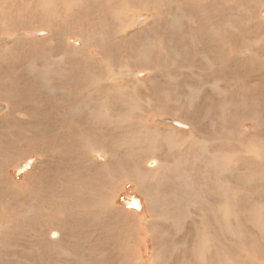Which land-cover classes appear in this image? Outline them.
I'll list each match as a JSON object with an SVG mask.
<instances>
[{
  "label": "rangeland",
  "instance_id": "1",
  "mask_svg": "<svg viewBox=\"0 0 264 264\" xmlns=\"http://www.w3.org/2000/svg\"><path fill=\"white\" fill-rule=\"evenodd\" d=\"M1 1L0 264H248L252 254V264H264V0ZM29 17L28 40L23 31ZM106 84L122 93L107 92ZM26 111L35 117L31 129L21 122ZM55 127L50 140L47 132ZM94 142L108 149L94 152L89 149ZM50 150L55 154L48 156ZM38 163L44 169H36ZM108 178L110 189L102 183ZM67 179L87 184L82 198L70 203L74 212L51 208L50 218L38 215L41 184L47 181L54 189ZM98 201L113 214L100 215ZM83 206L92 213L80 214ZM17 231L26 236L18 247Z\"/></svg>",
  "mask_w": 264,
  "mask_h": 264
},
{
  "label": "bare ground",
  "instance_id": "2",
  "mask_svg": "<svg viewBox=\"0 0 264 264\" xmlns=\"http://www.w3.org/2000/svg\"><path fill=\"white\" fill-rule=\"evenodd\" d=\"M3 1V0H2ZM2 1H1V3H2ZM163 1V0H162ZM10 2V1H9ZM22 2V1H21ZM21 2H19V3H21ZM23 2H24V0H23ZM34 2V1H33ZM52 2V1H51ZM101 2V1H100ZM15 3H17V1L15 2ZM31 3V2H30ZM30 3H28V9H26V11L28 10V15L27 16H32V8L29 10V7H30ZM99 3V2H98ZM102 3V2H101ZM105 3V2H104ZM103 3V4H104ZM107 3V2H106ZM153 3V2H152ZM3 4V3H2ZM10 4V3H9ZM23 4V3H22ZM47 4V3H46ZM12 5V4H11ZM97 5V4H96ZM14 6V5H13ZM104 6H107L106 4L104 5ZM20 7V6H19ZM24 7V6H23ZM69 7V6H68ZM101 7V6H100ZM25 8V7H24ZM98 8V7H97ZM210 8V7H209ZM19 9H21V8H19ZM59 9V8H58ZM210 10V9H209ZM19 11V10H18ZM24 11V10H23ZM207 12V11H206ZM22 13V12H21ZM26 14V13H25ZM99 14V13H98ZM100 15V14H99ZM134 15V14H133ZM95 16H97V15H94V17ZM103 16H106V15H103ZM102 16V17H103ZM30 17H29V23H30V25H29V23H28V21H27V25H26V32H24L23 31V33H24V35H25V39H28L29 38V36L30 35H32L31 33H32V26H31V23H32V21H31V19H30ZM108 17V16H107ZM140 17V16H139ZM26 18V17H25ZM32 18V17H31ZM57 18V17H56ZM82 18H84V17H82ZM96 18H98V16L96 17ZM6 19H7V17H6ZM17 19V18H16ZM102 19V18H101ZM104 19V18H103ZM111 19V18H110ZM110 19H108V20H110ZM140 19V18H139ZM264 19V18H263ZM27 19H25V21H26ZM117 20V19H116ZM121 20V19H120ZM131 20L133 21V23L135 24V23H137V20H138V18L137 17H133L132 16V18H131ZM130 20V21H131ZM52 21V20H51ZM100 21H102V20H100ZM34 22V21H33ZM187 22H188V20H187ZM113 23V22H112ZM17 24H18V22H17ZM53 25V24H52ZM7 27V26H6ZM19 27V26H18ZM84 27V26H83ZM219 27V26H218ZM8 28V27H7ZM260 29V28H259ZM11 30H12V28H11ZM130 30V29H129ZM41 31V30H40ZM63 31V30H62ZM66 31V30H65ZM65 31H63V32H65ZM128 31V30H127ZM213 31H214V29H213ZM18 32V31H17ZM38 32V31H37ZM45 32V31H44ZM125 32V31H124ZM129 32V31H128ZM15 33H16V31H15ZM66 33V32H65ZM213 33V32H212ZM16 34H18V33H16ZM78 34H79V32H78ZM77 34V35H78ZM207 34V33H206ZM214 34V33H213ZM15 35V34H14ZM210 35H211V33H210ZM215 35V34H214ZM5 35H3V37H4ZM22 36V35H21ZM82 36H83V34H82ZM218 37V36H217ZM118 38V37H117ZM7 39V38H6ZM125 39V38H124ZM16 40H18V39H16ZM22 40H23V38H22ZM29 40V39H28ZM54 40V39H53ZM7 41H9V40H7ZM14 41V40H13ZM19 41H20V39H19ZM24 41V40H23ZM27 41V40H26ZM125 41V40H124ZM14 42H16V41H14ZM22 42V41H21ZM117 42V41H116ZM121 42V41H120ZM126 42V41H125ZM239 42V41H238ZM8 43V42H7ZM13 43V42H12ZM17 43V42H16ZM118 43H119V41H118ZM117 43V44H118ZM124 43V42H123ZM137 43V42H136ZM15 44V43H14ZM97 44V43H96ZM95 44V45H96ZM160 44V43H159ZM11 45V44H10ZM10 45H8V47L10 46ZM16 45V44H15ZM98 45V44H97ZM127 45V44H126ZM164 45V44H163ZM241 45V44H240ZM247 45V44H246ZM12 47H15V46H13V45H11ZM10 46V47H11ZM21 46V45H20ZM78 46V45H77ZM86 46V45H85ZM130 46H132V44L130 45ZM32 47V46H31ZM80 47V46H79ZM119 47V46H118ZM123 47H124V45H123ZM126 47H128L129 48V46H126ZM126 47H124V48H126ZM16 48H17V45H16ZM63 48V47H62ZM73 48H74V46H73ZM101 48V47H100ZM103 48V47H102ZM106 48V47H105ZM104 48V49H105ZM123 48V49H124ZM154 48V47H153ZM167 48V47H166ZM239 48V47H238ZM15 49V48H14ZM49 49V48H48ZM76 49V48H75ZM80 49V48H79ZM88 49V48H87ZM97 49H99V48H97ZM107 49V48H106ZM113 49V48H112ZM118 49V48H117ZM244 49V48H243ZM11 50H12V48H11ZM31 50H34V49H31ZM53 50V49H52ZM82 50H83V48H82ZM82 50H80V51H82ZM99 50H101V49H99ZM98 50V51H99ZM128 50V49H127ZM145 50V49H144ZM189 50V49H188ZM9 51V50H8ZM29 51V50H28ZM79 51V50H78ZM130 51V50H129ZM155 51V50H154ZM240 51V50H239ZM15 52V51H14ZM105 52V50H101V53L103 54ZM114 52V51H113ZM120 52V51H119ZM121 52H122V49H121ZM125 52V51H124ZM247 52V51H246ZM30 53V52H29ZM47 53V52H46ZM46 53H45V55H46ZM98 53V52H97ZM100 53V54H101ZM107 53V52H106ZM123 53V52H122ZM121 53V54H122ZM130 53V52H129ZM142 53H145V51H143ZM167 53V52H166ZM6 54V53H5ZM12 54V53H11ZM17 54V53H16ZM24 54V53H23ZM33 54V53H32ZM80 54V53H79ZM82 54V53H81ZM111 54V53H110ZM118 54H120V53H118ZM128 53H126V55H127ZM131 54V53H130ZM133 54V53H132ZM196 54V53H195ZM26 55V54H25ZM48 55V54H47ZM83 55V54H82ZM81 55V56H82ZM99 55V54H98ZM112 55V54H111ZM115 55V54H114ZM134 55V54H133ZM160 55V54H159ZM171 55V54H170ZM203 55V54H202ZM12 56V55H11ZM34 56V55H33ZM97 56V55H96ZM121 56V55H120ZM122 56H123V54H122ZM130 56V55H129ZM156 56H158V54L156 55ZM161 56V55H160ZM201 56V55H200ZM145 57V56H144ZM151 57H152V55H151ZM119 58V57H118ZM130 58H131V56H130ZM160 58H162V57H160ZM100 59H103L102 57H100ZM104 59H105V57H104ZM103 59V60H104ZM129 59V58H128ZM128 59H126V60H128ZM134 59V58H133ZM61 60H63V59H61ZM70 60H72V59H70ZM87 60V59H86ZM94 60V59H93ZM115 60V59H114ZM123 60V59H122ZM131 60V59H130ZM143 60V59H142ZM145 60V59H144ZM153 60V59H152ZM159 60V59H158ZM164 60V59H163ZM28 61V60H27ZM95 61H98V60H96L95 59ZM107 61V60H106ZM133 61V60H132ZM146 61V60H145ZM170 61V60H169ZM9 62V61H8ZM30 62H32V61H30ZM63 62V61H62ZM76 62V61H75ZM88 62V61H87ZM90 62V61H89ZM99 62V61H98ZM128 62V61H127ZM155 62V61H154ZM161 62V61H160ZM159 62V63H160ZM29 63V62H28ZM63 63H65V62H63ZM68 63V62H67ZM122 63V62H121ZM129 63V62H128ZM141 63V62H140ZM149 63V62H148ZM152 63V62H151ZM88 64H90V63H88ZM91 64H93V63H91ZM98 64V63H97ZM135 64H136V62H135ZM135 64H133V65H135ZM154 64V63H153ZM172 64V63H171ZM83 65V64H82ZM99 65V64H98ZM140 65V64H139ZM109 66V65H108ZM118 66V65H117ZM116 66V68H118ZM121 66H123V65H121ZM127 66V65H126ZM137 66V65H136ZM157 66V65H156ZM163 66V65H162ZM109 67H111V66H109ZM115 67V66H114ZM146 67V66H145ZM149 67H151L150 65H149ZM160 67V66H159ZM121 68V67H120ZM123 68V67H122ZM129 68V67H128ZM131 68V67H130ZM166 68H168V67H166ZM165 68V69H166ZM30 69V68H29ZM78 69V68H77ZM88 69V68H87ZM113 69V68H112ZM111 69V70H112ZM135 69V68H134ZM145 69V68H144ZM147 69V68H146ZM151 69V68H150ZM160 69V68H159ZM27 70V69H26ZM100 70V69H99ZM119 70V69H118ZM143 70V69H142ZM148 70V69H147ZM161 70V69H160ZM88 71V70H87ZM129 71V70H128ZM127 71V72H128ZM137 71V70H136ZM138 71H139V69H138ZM167 71V70H166ZM101 72V71H100ZM29 73H31V72H29ZM48 73V72H47ZM46 73V74H47ZM80 73V72H79ZM91 73V72H90ZM132 73V72H131ZM172 73V72H171ZM34 74V73H33ZM86 74V73H85ZM138 74V73H137ZM20 75V74H19ZM99 75V74H98ZM128 75V74H127ZM32 76V75H31ZM36 76V75H35ZM98 77V76H97ZM103 77V76H102ZM115 77H118V75H116ZM123 78H125V77H123ZM137 78V77H136ZM99 79V78H98ZM102 79V78H101ZM129 79H131V78H129ZM134 79V78H133ZM142 79V78H141ZM137 80V79H136ZM101 81V80H100ZM103 81V80H102ZM96 82V81H95ZM94 83V82H93ZM133 83V82H132ZM47 84V83H46ZM111 84V83H110ZM114 85V84H113ZM113 85H109V84H106V85H104L103 86V88H105L106 90H107V92H110V90H114L115 89V86H113ZM122 85V84H121ZM124 85V84H123ZM33 86V85H32ZM126 87V86H125ZM95 88L96 89H100L98 86H95ZM117 89H115V90H117L119 93H122V89L121 88H119V87H116ZM46 89H48V88H46ZM57 89V88H56ZM55 89V90H56ZM39 90V89H38ZM43 90V89H42ZM53 90V89H52ZM54 90V91H55ZM92 90V89H91ZM127 90V89H126ZM135 90V89H134ZM44 91V90H43ZM47 91V90H46ZM133 91V90H132ZM196 91H197V89H196ZM39 92V91H38ZM53 92V91H52ZM51 92V93H52ZM86 92V91H85ZM125 92V91H124ZM45 93V92H44ZM56 93V92H55ZM55 93H53V94H55ZM59 93V92H58ZM105 93V92H104ZM42 94V93H41ZM67 94V93H66ZM126 95H127V92L125 93ZM56 95V94H55ZM59 95V94H58ZM62 95V94H61ZM109 95V94H108ZM26 96V95H25ZM49 96V95H48ZM52 96V95H51ZM50 96V97H51ZM60 96V95H59ZM28 97V96H27ZM30 97H32L31 95H30ZM42 97H44V96H42ZM46 97V96H45ZM55 98V97H54ZM54 98H52V99H54ZM96 98V97H95ZM115 98H116V96H115ZM52 99H50V101L52 100ZM62 99V98H61ZM60 99V100H61ZM260 99H262V98H260ZM49 99H46V101H48ZM59 100V99H58ZM66 100V99H65ZM13 101V100H12ZM22 101V100H21ZM29 101V100H28ZM7 102V101H6ZM14 102V101H13ZM16 102H17V100H16ZM66 102V101H65ZM87 102V101H86ZM90 102V101H89ZM31 103V102H30ZM50 103V102H49ZM104 103V102H103ZM116 103V102H115ZM16 104V103H15ZM83 104V103H82ZM109 104V103H108ZM1 105V104H0ZM26 105V104H25ZM120 105V104H119ZM124 105V104H123ZM84 106H86V105H84ZM83 106V107H84ZM87 106H88V103H87ZM96 106V105H95ZM94 106V107H95ZM111 106V105H110ZM113 106V105H112ZM2 107V106H1ZM15 107V106H14ZM23 107V106H22ZM50 107V106H49ZM81 107V106H80ZM91 107H93V105L91 106ZM93 107V108H94ZM109 107V106H108ZM115 107H118V104L116 103V105H115ZM137 107V106H136ZM135 107V108H136ZM19 108V107H18ZM52 108V107H51ZM79 108V107H78ZM100 108H101V106H100ZM103 108V107H102ZM16 109V108H15ZM25 109V108H24ZM114 109V108H113ZM94 110V109H93ZM200 110V109H199ZM204 110V109H203ZM19 111V110H18ZM82 111V110H81ZM96 111V110H95ZM103 111V110H102ZM175 111H177V110H175ZM193 111V110H192ZM99 112H101L100 110H99ZM105 113L107 112L106 110L104 111ZM144 112V111H143ZM152 112V111H151ZM168 112V111H167ZM44 113V112H43ZM102 113V112H101ZM145 113V112H144ZM154 113V112H153ZM197 113V112H196ZM12 114V113H11ZM10 114V115H11ZM46 114H47V112H46ZM45 114V115H46ZM49 114V113H48ZM79 114V113H78ZM82 114H84L83 112H82ZM86 114V113H85ZM164 114H166V113H163V115ZM189 114V113H188ZM192 114H194V113H192ZM206 114V112L203 114V116ZM6 115V114H5ZM14 115V114H13ZM80 115V114H79ZM87 115V114H86ZM86 115H85V117H86ZM155 115H157V114H155ZM198 115V114H197ZM3 116V115H2ZM24 117H23V119L21 120V122L22 123H25V122H27V125H28V127H29V129H31V126H32V123H33V121H34V119H35V117H34V115H33V113H32V111H29V112H25V115H23ZM117 116V115H116ZM146 116V115H145ZM173 116V115H172ZM194 116V115H193ZM195 116H196V114H195ZM194 116V117H195ZM22 117V116H21ZM50 117V116H49ZM132 117V116H131ZM135 117H137V116H135ZM4 118H6L5 116H4ZM9 118V117H8ZM43 118H45V117H43ZM59 118V117H58ZM57 117L55 118V120H54V117H53V120L56 122L57 120L56 119H58ZM81 118V117H80ZM151 118H153V117H151ZM175 118V117H174ZM224 118V117H223ZM42 119V118H41ZM52 119V118H51ZM60 119V118H59ZM85 119V118H84ZM171 119V118H170ZM198 119H199V116H198ZM213 119V118H212ZM9 120H11V119H9ZM37 120V119H36ZM43 120V119H42ZM41 120V121H42ZM81 120V119H80ZM86 120V119H85ZM164 122H168V123H172V119L171 120H169V119H166V118H164V119H162ZM188 120H190V119H188ZM195 120V119H194ZM224 120V119H223ZM14 121V120H13ZM77 122L78 120H73V122ZM82 121V120H81ZM127 121V120H126ZM131 121H132V119H131ZM135 121V120H134ZM40 122V121H39ZM44 122H45V120H44ZM47 122V121H46ZM45 122V123H46ZM58 122V121H57ZM62 122V121H61ZM100 122V121H99ZM127 122H129V121H127ZM138 122V121H137ZM176 122V121H175ZM80 123V122H79ZM147 123V122H146ZM153 123V122H152ZM191 123H193V122H191ZM132 124V123H131ZM133 124H134V122H133ZM136 124V123H135ZM139 124V123H138ZM137 124V125H138ZM217 124V123H216ZM55 125V124H54ZM54 125H52V126H54ZM57 125V124H56ZM90 125V124H89ZM143 125V124H142ZM174 125V124H173ZM185 125H186V123H185ZM188 125H190V124H188ZM211 125V124H210ZM46 126H48V125H46ZM81 126V125H80ZM88 126V125H87ZM125 126V125H124ZM139 126V125H138ZM180 126V125H179ZM191 126V125H190ZM203 126V125H202ZM18 127V126H17ZM84 127H86V126H84ZM91 127V126H90ZM141 127V126H140ZM151 127V126H150ZM149 127V128H150ZM172 127V126H171ZM192 127H193V125H192ZM212 127V126H211ZM49 128V127H48ZM136 128H139V127H136ZM135 128V129H136ZM146 128V127H145ZM180 128V127H179ZM194 128V127H193ZM203 128H204V126H203ZM20 129V128H19ZM28 129V130H29ZM84 129V128H83ZM108 130V129H107ZM134 130V129H133ZM139 130V129H138ZM161 130V129H160ZM175 130V129H174ZM203 130V129H202ZM56 131H57V127H55L54 129H51V130H49L48 132H47V135L50 137V140H52V137H53V135L56 133ZM87 131V130H86ZM136 131V130H135ZM177 131V130H176ZM185 131V130H184ZM183 131V132H184ZM27 132V131H26ZM30 132V131H29ZM140 132H142V131H140ZM148 132V131H147ZM182 132V133H183ZM33 133V132H32ZM35 133V132H34ZM44 133H46V132H44ZM91 133V132H90ZM144 133V132H143ZM177 133V132H176ZM42 134V133H41ZM89 134V133H88ZM104 134V133H103ZM108 134V133H107ZM173 134H174V131H173ZM65 135V134H64ZM97 135V134H96ZM161 135V134H160ZM238 135V134H237ZM104 136V135H103ZM150 136V135H149ZM216 136V135H215ZM214 136V137H215ZM37 137V136H36ZM45 137V136H44ZM147 137V136H146ZM43 138V137H42ZM41 138V139H42ZM58 138V137H57ZM56 138V139H57ZM91 138V137H90ZM176 138V137H175ZM216 138V137H215ZM63 139V138H62ZM95 139V138H94ZM171 139V138H170ZM213 139V138H212ZM217 139V138H216ZM33 140V139H32ZM47 140V139H46ZM54 140V139H53ZM55 141V140H54ZM63 141V140H62ZM69 141V140H68ZM81 141V140H80ZM171 141V140H170ZM58 142V141H57ZM60 142V141H59ZM58 142V143H59ZM144 142V141H143ZM173 141H171V143H172ZM213 142V141H212ZM244 142V141H243ZM60 143H62V142H60ZM59 143V144H60ZM170 143V144H171ZM215 143V142H214ZM242 143V142H241ZM50 145H51V143H49ZM63 144V143H62ZM92 144V143H91ZM94 144L95 145H97V146H94V145H90V147H89V149H91V150H93L94 152H99L100 150L101 151H105V150H107L108 148H106V147H103L100 143H97V142H94ZM151 144V143H150ZM199 144V143H198ZM205 144H207V143H205ZM239 144V143H238ZM258 144V143H257ZM32 145V144H31ZM104 145V144H103ZM244 143H243V147H244ZM59 146V145H58ZM239 146V145H238ZM31 147V146H30ZM85 147V146H84ZM97 147H99V151H98V149H97ZM163 147V146H162ZM177 147V146H176ZM179 147V146H178ZM177 147V148H178ZM210 147H212L211 145H210ZM246 147H249V146H246ZM49 148V147H48ZM160 148V147H159ZM206 148V147H205ZM241 148V147H240ZM31 149V148H30ZM243 149V148H242ZM242 149H241V151H242ZM156 150V149H155ZM255 150V149H254ZM9 151V150H8ZM109 151V150H108ZM206 151V149L204 150V152ZM209 151V150H208ZM177 152H179L178 150H177ZM41 153H44V152H41ZM46 153V152H45ZM202 153V152H201ZM52 154H55V150H50L49 151V154H48V156L49 155H52ZM213 154L214 153H212V156H213ZM232 154H234V153H232ZM27 155V154H26ZM32 155V154H31ZM118 155V154H117ZM223 155H225V154H223ZM227 155H228V153H227ZM47 156V157H48ZM220 156H222L221 154L219 155V157ZM41 157V156H40ZM47 157L45 158L46 160H47ZM141 157V156H140ZM185 158V157H184ZM224 158V156L222 157V159ZM27 159H29V158H27ZM45 159H40L39 158V160H41V162L43 163V161L45 160ZM158 159V158H157ZM227 159V158H226ZM235 159V158H234ZM135 160V159H134ZM199 160V159H198ZM202 161H203V159H201ZM228 160H229V158H228ZM242 160V159H241ZM261 160V159H260ZM22 161V160H21ZM21 161H20V163H21ZM25 161V160H24ZM32 161V160H31ZM152 161H154V160H152ZM191 161V160H190ZM213 161V160H212ZM212 161H210L209 160V163L210 162H212ZM35 162H37V161H35ZM39 162V161H38ZM45 162V161H44ZM144 162V161H143ZM181 162H183V159H182V161ZM194 162V161H193ZM196 162V161H195ZM217 162V161H216ZM227 163H229L228 161H226ZM235 162V161H234ZM243 162V161H242ZM260 162H262V161H260ZM76 163V162H75ZM200 163V162H199ZM203 163V162H202ZM205 163V162H204ZM215 163V162H214ZM213 163V164H214ZM236 163V162H235ZM263 163H264V161H263ZM23 164H25V163H23ZM29 164V163H28ZM44 165H45V163H43ZM43 164H41V163H38V164H36V169H44V165ZM105 165H107L108 164V162L107 163H104ZM174 165H176L175 163H173ZM216 164V163H215ZM17 165H19V164H17ZM47 165V164H46ZM72 165V164H71ZM127 165H129L128 163H127ZM141 165H143V164H141ZM173 165V166H174ZM207 166V163H205L204 164V166ZM222 165V164H221ZM225 165V164H224ZM238 165V164H237ZM7 166V165H6ZM95 166V165H94ZM134 166V165H133ZM154 166V165H153ZM161 166H162V164L160 163V164H156L155 166H154V168L152 169V171H154V170H157V169H159V168H161ZM178 166V165H177ZM202 166V165H201ZM205 166V167H206ZM211 166H213L212 164H211ZM211 166H209V167H211ZM215 166H217V165H215ZM226 166V165H225ZM233 166H236L235 164L233 165ZM20 167V166H19ZM50 167V166H49ZM170 167V166H169ZM179 167V166H178ZM208 167V168H209ZM220 167V166H219ZM16 168V167H15ZM46 168V167H45ZM48 168V167H47ZM46 168V169H47ZM132 168V167H131ZM171 168V167H170ZM174 168H176V167H174ZM173 168V169H174ZM214 168V167H213ZM221 168V167H220ZM6 169V168H5ZM56 169V168H55ZM165 169V168H164ZM223 169H224V166H223ZM226 169H228V168H226ZM260 169V168H259ZM19 170V169H18ZM51 170H53V169H51ZM64 170V169H63ZM176 170V169H175ZM174 170V171H175ZM211 170V169H210ZM229 170V169H228ZM227 170V171H228ZM231 170V172L233 171L232 169H230ZM240 170H242V168L240 169ZM17 171V170H16ZM41 171H43V170H41ZM58 171H60V170H58ZM62 171V170H61ZM131 171V170H130ZM167 171V170H166ZM169 171V170H168ZM170 171H172V170H170ZM202 171V170H201ZM205 171V170H204ZM209 171V170H208ZM212 171V170H211ZM214 171H215V169H214ZM226 171V172H227ZM255 171V170H254ZM258 170H256V172H257ZM260 171V170H259ZM62 172H64V171H62ZM207 172V171H206ZM229 172V171H228ZM227 172V173H228ZM255 172V173H256ZM260 172H263V170L262 171H260ZM5 173V172H4ZM49 173V170H48V172H47V174ZM132 173V172H131ZM167 173H170V172H167ZM175 173V172H174ZM177 173V172H176ZM203 173V172H202ZM217 173V172H216ZM254 173V172H253ZM36 174V173H35ZM44 174H46V171H45V173ZM163 174H166V173H163ZM172 174H173V172H172ZM207 174V173H206ZM233 174H235V172H233ZM237 174V173H236ZM241 174V173H240ZM41 175H43V174H41ZM70 176H71V174H69ZM125 175V174H124ZM127 175V174H126ZM159 175V174H158ZM170 175H171V173H170ZM174 175V174H173ZM209 175V174H208ZM220 175V174H219ZM262 175V174H261ZM37 176V175H36ZM200 176H202V175H200ZM238 176V175H237ZM245 176V175H244ZM244 176H242V177H244ZM30 177V176H29ZM38 177V176H37ZM78 177V176H77ZM179 177V176H178ZM236 177V176H235ZM82 178H84V177H82ZM125 178V177H124ZM232 178V177H231ZM238 178V177H237ZM256 178H257V176H256ZM32 179H33V177H32ZM186 179H187V177H186ZM229 179V178H228ZM236 179V178H235ZM263 179V178H262ZM24 180H25V178H24ZM24 180H22V181H24ZM78 180V179H77ZM76 180V181H77ZM203 180H204V178H203ZM226 180H227V178H226ZM35 181H36V179H35ZM38 181H40V180H38ZM51 181V180H50ZM73 181V182H72ZM148 181V180H147ZM209 181H210V179H209ZM10 182V181H9ZM47 182V181H46ZM46 182H44V183H42L41 184V192H42V195H41V199H40V201H39V203H38V215H41L42 217H44V219H46V218H50L51 216H49V210L51 209V208H55V209H65V213L67 212V211H73L74 210V207H72V206H70V203L74 200V201H78L79 199H81L82 198V194L84 193V191L87 189V184L86 183H84V182H82L81 184H77L76 182L74 183V180H69L68 181V179L66 180V181H63L62 180V182H60V184L59 183H57L56 185H54V189H53V187H51L48 183H46ZM74 183L73 185H72V183ZM168 182V181H167ZM204 182H205V180H204ZM12 183H13V181H12ZM20 183H21V181H20ZM88 183V182H87ZM91 183V182H90ZM102 183H103V185L104 186H106L108 189H110V186L112 185V182L110 181V178H108V179H103L102 180ZM153 183H155V182H153ZM219 183V182H218ZM221 183V182H220ZM227 183H229V181L227 182ZM39 184H40V182H39ZM180 184V183H179ZM183 184V183H182ZM208 184H210V183H208ZM213 184H214V182H213ZM225 184V186H227V184L226 183H224ZM259 184H260V182H259ZM72 185V186H71ZM103 185H102V187H103ZM149 185V184H148ZM165 185V184H164ZM166 185H168L167 183H166ZM191 185H192V183H191ZM205 185V184H204ZM212 185V184H211ZM219 185H221V184H219ZM1 186V185H0ZM14 186V185H13ZM137 186V185H136ZM169 186H171L170 184L168 185V187ZM179 187H180V185H178ZM177 186V187H178ZM208 186V185H207ZM206 186V187H207ZM241 186V185H240ZM9 187V186H8ZM100 188L99 189V192L100 193H102V194H105V192H104V189L103 188ZM145 187V186H144ZM185 187V186H184ZM192 187H193V185H192ZM208 187H210V186H208ZM221 186H219V188H220ZM236 187H238V186H236ZM63 188V191H61V192H59L61 189ZM148 188V187H147ZM181 188H182V186H181ZM212 188V187H211ZM240 188V187H239ZM161 190V189H157V192H159V191ZM229 190H231V188L229 189ZM233 190V189H232ZM237 190V189H236ZM150 191V190H149ZM187 191H188V189H187ZM187 191H185V192H187ZM210 191V190H209ZM218 191V190H217ZM221 191V190H220ZM225 191V190H224ZM234 191V190H233ZM240 191V190H239ZM151 192H152V189H151ZM156 192V191H155ZM184 192V191H183ZM189 192V191H188ZM206 192H207V190H206ZM220 193V192H219ZM224 193V192H223ZM233 193H235V192H233ZM238 193H240V192H238ZM237 193V194H238ZM6 194V193H5ZM189 194V193H188ZM222 194V193H221ZM221 194H220V196H221ZM231 194V193H230ZM177 195V194H176ZM214 195H216V192H215V194ZM19 196V195H18ZM34 196V195H33ZM85 196H86V194H85ZM89 196H90V193H89ZM89 196H87V197H89ZM162 196H163V194H162ZM202 196V195H201ZM224 196V195H223ZM222 196V197H223ZM234 196V195H233ZM239 196V195H238ZM209 197V196H208ZM221 197V198H222ZM242 197V196H241ZM15 198V197H14ZM19 198H21V197H19ZM175 198V197H174ZM177 198V197H176ZM185 198V197H184ZM202 198V197H201ZM211 198V197H210ZM221 198H219L220 200H221ZM237 198V197H236ZM17 199V198H16ZM164 199V198H163ZM181 199V198H180ZM187 199H189V198H187ZM203 199V198H202ZM232 199H233V197H232ZM19 200V199H18ZM84 200H85V198H84ZM83 200V201H84ZM154 200V199H153ZM191 200V199H190ZM209 200V199H208ZM212 200V199H211ZM215 200H217V199H215ZM223 198H222V201H220V202H223ZM237 200V199H236ZM16 201V200H15ZM144 201V200H143ZM182 201H183V199H182ZM203 201V200H202ZM225 201V200H224ZM150 202V201H149ZM184 202V201H183ZM190 202V201H189ZM209 202V201H208ZM228 202H230V201H228ZM1 203V202H0ZM9 203V202H8ZM75 203V202H74ZM175 203V202H174ZM204 203V202H203ZM209 203H211V202H209ZM213 203V202H212ZM215 203H216V201H215ZM235 203V202H234ZM2 204V203H1ZM20 202H18L17 201V203H15V204H11L12 205V209L13 210H15V209H17L19 206H20ZM31 204V203H30ZM37 204V203H36ZM35 204V205H36ZM51 204V205H50ZM72 204V203H71ZM86 206H89V203H88V198H87V200L85 201V203H84ZM222 204H224V203H222ZM227 204V203H226ZM225 204V205H226ZM228 204H231V203H228ZM228 204H227V206H228ZM240 204H241V202H240ZM29 205V204H28ZM115 205V204H114ZM113 205V206H114ZM116 205H117V203H116ZM213 205V204H212ZM64 206V208H62ZM154 206V205H153ZM190 206H191V204H190ZM207 206H208V204H207ZM214 206V205H213ZM224 206V205H223ZM236 206V205H235ZM243 206H245V205H243ZM247 206V205H246ZM6 207V206H5ZM117 207H118V205H117ZM121 207V206H120ZM175 207H176V205H175ZM226 207V206H225ZM230 207H232V206H230ZM187 208V207H186ZM213 208V207H212ZM218 208V207H217ZM224 208V207H223ZM233 208V207H232ZM261 208V207H260ZM85 209H86V211L88 212H84L85 211ZM160 209V208H159ZM208 209H209V206H208ZM214 209V208H213ZM212 209V210H213ZM227 209H228V207H227ZM230 209V208H229ZM236 209V208H235ZM262 209V208H261ZM264 209V208H263ZM12 210V211H13ZM98 212H99V214L100 213H102V214H100V215H105V214H107L108 216L110 215V214H113V208H111L110 206L107 208L105 205H103V202H100V201H98ZM175 210V209H174ZM179 210V209H178ZM260 210V209H259ZM259 210H257V211H259ZM4 211H6V210H4ZM79 211V210H78ZM189 211V210H188ZM224 211V210H223ZM231 211V210H230ZM241 211V210H240ZM11 212V211H10ZM59 212V211H58ZM74 212V211H73ZM150 212H152V211H150ZM150 212H148L149 214H150ZM166 212V211H165ZM177 212H179V211H177ZM218 212V211H217ZM226 212H228V210L226 211ZM226 212H225V215H227L226 214ZM243 212V211H242ZM0 213H2V211L0 212ZM82 213V215L83 216H88V214L89 213H92L91 212V210L89 209V207H85L84 208V206L81 208V210H80V214ZM95 213V212H94ZM122 213V212H121ZM120 213V214H121ZM172 213V212H171ZM210 213V212H209ZM214 213V212H213ZM235 213H237L236 211H235ZM22 214V213H21ZM54 214V213H53ZM56 214V213H55ZM135 214V213H134ZM152 214V213H151ZM187 214V213H186ZM234 214V213H233ZM13 215V214H12ZM17 215V214H16ZM159 215H161V214H159ZM221 215V214H220ZM258 215V214H257ZM256 215V216H257ZM4 216V215H3ZM18 216V215H17ZM91 216V215H90ZM138 216V215H137ZM162 216V215H161ZM178 216V215H177ZM179 216H181V214L179 215ZM183 216V215H182ZM189 216V215H188ZM203 216V215H202ZM211 216V215H210ZM239 216V215H238ZM263 216V215H262ZM10 217V216H9ZM12 217V216H11ZM14 217H15V215H14ZM19 217V216H18ZM58 217H59V215H58ZM168 217V216H167ZM170 217V216H169ZM209 217V216H208ZM213 217V216H212ZM222 217H225V216H222ZM259 217V216H258ZM8 218V217H7ZM20 218V217H19ZM182 218V217H181ZM180 218V219H181ZM214 218V217H213ZM215 218H216V216H215ZM227 218V217H226ZM16 219H18V218H16ZM16 219H14V220H16ZM141 219H142V217H141ZM158 219V218H157ZM164 219V218H163ZM183 219V218H182ZM212 218L210 217V220H211ZM261 219H263V218H261ZM145 220H147V219H145ZM145 220H143V221H145ZM184 220V219H183ZM220 220V219H219ZM226 220V219H225ZM254 220V219H253ZM18 221V220H17ZM16 221V222H17ZM27 221V220H26ZM80 221H81V219H80ZM79 221V222H80ZM83 221V220H82ZM81 221V222H82ZM138 221V220H137ZM142 221V220H141ZM239 221V220H238ZM245 221V220H244ZM263 221V220H262ZM30 222H31V220H30ZM51 222V221H50ZM209 222H211V221H209ZM237 222V221H236ZM240 222H241V220H240ZM243 222V221H242ZM1 223V222H0ZM26 223V222H25ZM74 223H77L76 221L74 222ZM91 223V222H90ZM226 223V222H225ZM246 223V222H245ZM249 223H250V221H249ZM259 223V222H258ZM3 224V223H2ZM17 224H18V222H17ZM22 224H23V222H22ZM263 224V223H262ZM14 225H15V223H14ZM20 225H21V223H20ZM29 225V224H28ZM74 225V224H73ZM212 225V224H211ZM217 225H218V223H217ZM7 226V225H6ZM214 226V225H213ZM229 226V225H228ZM244 226V225H243ZM264 226V225H263ZM32 227H34V226H32ZM249 227V226H248ZM10 228V227H9ZM13 228V227H12ZM15 228V227H14ZM21 228L22 229H25V228H23L22 226H20V229L19 228H17V229H19V230H21ZM213 228V227H212ZM253 228V227H252ZM260 228V227H259ZM3 229H5V228H3ZM29 229V228H28ZM145 229V228H144ZM164 229V228H163ZM166 229H168V228H166ZM214 229V228H213ZM225 229V228H224ZM246 229V228H245ZM253 229H256V228H253ZM252 229V230H253ZM26 230V229H25ZM98 230V229H97ZM195 230H197V228L195 229ZM222 230V229H221ZM228 230V229H227ZM242 230V229H241ZM11 231H13V230H11ZM10 231V232H11ZM27 231V230H26ZM31 231V230H30ZM57 231V230H56ZM152 231V230H151ZM179 231H180V229H179ZM231 231H233V230H231ZM238 231V230H237ZM15 232H16V230H15ZM17 232H19V231H17ZM25 232V231H24ZM29 232V231H28ZM47 232V231H46ZM83 232V231H82ZM90 232V231H89ZM148 232V231H147ZM172 232H174V230L172 231ZM175 232H176V230H175ZM234 232V231H233ZM239 232V231H238ZM246 232V231H245ZM247 232H248V230H247ZM246 232V233H247ZM7 233V232H6ZM20 233V235H18V233H17V237H16V239H17V243H19L20 242V244H16L17 245V247H18V245H21L22 243H21V241H23L24 240V238L26 237H24V236H21V233H23V232H19ZM149 233V232H148ZM161 233V232H160ZM197 233V232H196ZM244 233V232H243ZM2 234V233H1ZM33 234V233H32ZM36 234H38V233H36ZM53 234V233H52ZM146 234V233H145ZM172 234V233H171ZM200 234V233H199ZM234 234H235V232H234ZM234 234H233V236H234ZM255 234H257V233H255ZM259 234V233H258ZM5 235H7V234H5ZM22 235H24V234H22ZM47 236H49L48 234H46ZM62 234L60 233V231H59V236H61ZM134 235V234H133ZM237 235H239V234H237ZM252 235V234H251ZM1 236V235H0ZM32 236V235H31ZM42 236V235H41ZM232 236V237H233ZM11 237H12V235H11ZM131 237V236H130ZM200 237H201V235H200ZM235 237H236V235H235ZM7 238H8V236H7ZM14 238V237H13ZM182 238H185V237H183L182 236ZM202 238V237H201ZM46 239V238H45ZM45 239H43V240H45ZM152 239V238H151ZM179 239H180V237H179ZM202 239H205V238H202ZM243 239V238H242ZM251 239V238H250ZM259 239V238H258ZM262 239V238H261ZM43 240H41V241H43ZM57 240V239H56ZM150 240V239H149ZM175 240V239H174ZM198 240H200L199 238H198ZM256 240H257V237H256ZM48 241V240H47ZM54 241V240H53ZM207 241L209 242V240L207 239ZM251 241H253V240H251ZM263 241V240H262ZM0 242H1V240H0ZM56 242V241H55ZM73 242V241H72ZM151 242V241H150ZM176 242V241H175ZM206 242V241H205ZM218 242V241H217ZM241 242V241H240ZM264 242V241H263ZM15 243V242H14ZM166 243H168V241L166 242ZM181 243V242H180ZM219 243V242H218ZM252 243V242H251ZM259 243V242H258ZM10 244V243H9ZM163 244V243H162ZM182 244V243H181ZM204 244V246H205V243H203ZM246 244H248V243H246ZM252 244H254V243H252ZM263 244L264 243H262V244H260L262 247H263ZM1 245H3V243L1 244ZM43 245V244H42ZM155 245V244H154ZM200 245V244H199ZM258 245V244H257ZM259 245V246H260ZM43 246H45V245H43ZM147 246V245H146ZM173 246V245H172ZM186 246V245H185ZM258 246V247H259ZM7 247H8V245H7ZM7 247H5L6 249H7ZM17 247H15L14 249H16ZM21 247V246H20ZM57 247V246H56ZM62 247V246H61ZM150 247V246H149ZM190 247H192V246H190ZM198 247V246H197ZM213 247V246H212ZM237 247V246H236ZM247 247H249V246H247ZM257 247V246H256ZM262 247H260V249L262 248ZM4 248V249H5ZM13 248V247H12ZM22 248V247H21ZM44 248H46V247H44ZM151 248V247H150ZM209 248V247H208ZM207 248V249H208ZM220 248V247H219ZM37 249V248H36ZM43 249V248H42ZM49 249V248H48ZM102 249V248H101ZM100 249V250H101ZM145 249V248H144ZM182 249V248H181ZM205 249V248H204ZM210 249V248H209ZM209 249H208V251H209ZM256 249V248H255ZM259 249V248H258ZM90 250H92V249H90ZM148 250V249H147ZM172 250H174V248H172ZM214 250H216V249H214ZM221 250V249H220ZM11 251V250H10ZM37 251V250H36ZM52 251V250H51ZM246 251V250H245ZM252 251H254V250H252ZM261 251V250H260ZM263 251V250H262ZM60 252H61V250H60ZM62 252H64V251H62ZM81 252H82V250H81ZM94 252V251H93ZM99 252V251H98ZM186 252H188V250L186 251ZM190 252V251H189ZM248 252V251H247ZM12 253V252H11ZM91 253V252H90ZM109 253V252H108ZM144 253V252H143ZM180 253V252H179ZM211 253V255H212V253L213 252H210ZM238 253V252H237ZM245 253V252H244ZM249 253V252H248ZM252 253H255V251L254 252H252ZM7 255L9 254L8 253V251H7V253H6ZM13 254V253H12ZM30 254V253H29ZM80 254V253H79ZM82 254V253H81ZM92 254V253H91ZM102 254V253H101ZM139 254V253H138ZM171 254V253H170ZM188 253H186V255H187ZM190 254H191V252H190ZM202 254V253H201ZM225 254V252L223 251V255ZM227 254V253H226ZM239 254V253H238ZM241 254V253H240ZM257 254V253H256ZM258 254H259V252H258ZM264 254V253H263ZM109 255V254H108ZM147 255V254H146ZM180 255V254H179ZM235 255V254H234ZM245 255H248V254H246L245 253ZM251 255V254H250ZM259 255H261V254H259ZM58 256V255H57ZM80 256V255H79ZM79 256H78V258H79ZM97 256H98V254H97ZM151 256V255H150ZM177 256V255H176ZM181 256H183V255H181ZM190 256V255H189ZM220 256V255H219ZM257 257L258 255H255L254 254V257ZM262 256V255H261ZM261 256H259V257H261ZM5 257V256H4ZM103 257V256H102ZM144 257V256H143ZM147 257V256H146ZM180 257V256H179ZM178 257V258H179ZM197 257V256H196ZM202 257V256H201ZM226 257V256H225ZM228 257V256H227ZM239 257V256H238ZM237 257V258H238ZM240 257H242V256H240ZM239 257V259H240V261L243 259V257L242 258H240ZM262 257H264V256H262ZM46 258V257H45ZM82 258V257H81ZM80 258V259H81ZM95 258H96V254H95ZM106 258V257H105ZM109 258V257H108ZM128 258H129V256H128ZM187 258V257H186ZM232 258V257H231ZM235 258V257H234ZM251 258V257H250ZM91 258H89V260H90ZM103 259V258H102ZM185 259V258H184ZM191 259V258H190ZM229 258H227V260H228ZM238 259V260H239ZM255 259V258H254ZM258 259V258H257ZM79 260V259H78ZM91 260H93V259H91ZM108 260V259H107ZM139 260V259H138ZM137 260V261H138ZM148 260H150V259H148ZM187 260V259H186ZM222 260V259H221ZM227 260H225V261H227ZM230 260V259H229ZM234 260V259H233ZM232 260V261H233ZM244 260V259H243ZM252 260H253V254H252ZM251 260V261H252ZM263 260V259H262ZM104 261V260H103ZM110 261H112L111 260V258H110ZM113 261H114V259H113ZM140 261V260H139ZM145 261V260H144ZM174 261V260H173ZM172 261V262H173ZM184 261V260H183ZM189 261H191V260H189ZM223 261H224V258H223ZM224 261V262H225ZM231 261V262H232ZM239 261V262H240ZM251 261L248 259V262L249 263H251ZM254 261V260H253ZM253 261H252V263H253ZM261 260L259 259V261L257 260V262L259 263ZM8 262V261H7ZM51 262V261H50ZM81 262H83V260H81ZM87 262H88V260H87ZM154 262V261H153ZM163 262V261H162ZM228 262V261H227ZM237 262V261H236ZM244 262H246V261H243L242 262V264H244ZM247 262V263H248ZM264 262V261H263ZM12 262H10V264H11ZM109 263V262H108ZM175 263V262H174ZM214 263V262H213ZM234 263V262H233ZM248 263V264H249ZM251 263V264H252ZM256 263V262H255ZM261 263V262H260ZM46 264V263H45ZM50 264V263H49ZM96 264V263H95ZM107 264V263H106ZM110 264V263H109ZM114 264V263H113ZM117 264V263H116ZM148 264V263H147ZM149 264H150V262H149ZM173 264V263H172ZM216 264H218V263H216ZM223 264V263H222ZM229 264V263H228ZM230 264H232V263H230ZM235 264V263H234ZM240 264V263H239ZM257 264V263H256Z\"/></svg>",
  "mask_w": 264,
  "mask_h": 264
}]
</instances>
